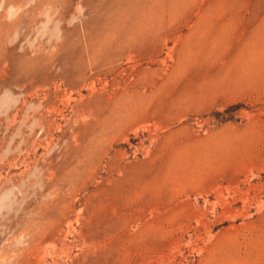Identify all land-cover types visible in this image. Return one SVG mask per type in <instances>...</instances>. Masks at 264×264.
<instances>
[{
	"label": "rangeland",
	"instance_id": "rangeland-1",
	"mask_svg": "<svg viewBox=\"0 0 264 264\" xmlns=\"http://www.w3.org/2000/svg\"><path fill=\"white\" fill-rule=\"evenodd\" d=\"M0 264H264V0H0Z\"/></svg>",
	"mask_w": 264,
	"mask_h": 264
},
{
	"label": "bare ground",
	"instance_id": "bare-ground-1",
	"mask_svg": "<svg viewBox=\"0 0 264 264\" xmlns=\"http://www.w3.org/2000/svg\"><path fill=\"white\" fill-rule=\"evenodd\" d=\"M128 47V46H127ZM127 47H125V49L127 48ZM218 186V185H217Z\"/></svg>",
	"mask_w": 264,
	"mask_h": 264
}]
</instances>
